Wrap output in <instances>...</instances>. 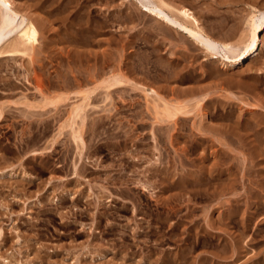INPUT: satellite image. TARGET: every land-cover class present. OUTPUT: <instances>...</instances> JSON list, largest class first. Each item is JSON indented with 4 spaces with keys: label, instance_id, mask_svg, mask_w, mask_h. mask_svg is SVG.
Returning a JSON list of instances; mask_svg holds the SVG:
<instances>
[{
    "label": "rangeland",
    "instance_id": "rangeland-1",
    "mask_svg": "<svg viewBox=\"0 0 264 264\" xmlns=\"http://www.w3.org/2000/svg\"><path fill=\"white\" fill-rule=\"evenodd\" d=\"M12 1L38 32L0 52V264H264V28L238 64L136 0ZM164 1L236 45L264 10Z\"/></svg>",
    "mask_w": 264,
    "mask_h": 264
},
{
    "label": "bare ground",
    "instance_id": "bare-ground-1",
    "mask_svg": "<svg viewBox=\"0 0 264 264\" xmlns=\"http://www.w3.org/2000/svg\"><path fill=\"white\" fill-rule=\"evenodd\" d=\"M136 1L139 3L141 10L143 12H145L146 14L149 13L154 18L161 19L163 22H165V24L169 25L170 27L176 28V30H178L180 32L187 33L189 38H191L193 41H195L199 45H201L214 58L218 57L220 54H224L222 52H225L224 56L227 55L226 57H229V58L234 57L235 59L233 60V62L239 64V63L244 62L247 59H251V58L256 59L258 54H259V49H260L259 31L264 28V10L262 11L260 9V11H258V13H255L253 15V24L251 27L252 34H251L250 38L248 36L249 40L247 41V39H246V43L244 41L243 44H241V43L238 44L236 42L238 44V45H236V44H231L232 42L226 43L225 41L221 42V40L219 41V39H215V37L212 36V34L210 35L204 29V27L201 25L199 19L194 15L192 10H190L189 8H187L185 6L180 7V8L179 7L176 8V7H174V5L172 6L171 4L167 3L164 0H136ZM31 20H32V18H31ZM35 24H36L35 22L29 23L28 18L25 17L24 15H22L16 9V7L14 6V2L12 0H0V52L12 40L16 41V38H18V37L21 39L20 40L21 45H25L26 47L28 45L32 44L33 42H35L36 35L38 32V28H37L38 26H36L37 24L36 25ZM238 42H240V40ZM15 51H17V50H15ZM21 52L23 53L25 51H21ZM228 53L229 54L231 53L232 55L230 54L231 56H229ZM117 77H118V75H117ZM109 78H111V77H109ZM113 80H112V82H113ZM114 82H115V80H114ZM117 82L119 83V80ZM105 83H106V81H105ZM107 87H109V86H107ZM153 89H155V88H153ZM92 90H95V89H92ZM152 91H154V93L156 92L155 90H152ZM158 94L160 96V93H158ZM164 99H165V97H164ZM172 100H174V99H172ZM171 106H173V104ZM177 110H179V109H177ZM178 112L184 113L185 111L182 110V111H178ZM76 116H81V115H76ZM82 128L84 129V127H82ZM81 135L82 134L79 131V133L76 132L74 134V137H75V139H79L81 141V140H83Z\"/></svg>",
    "mask_w": 264,
    "mask_h": 264
}]
</instances>
